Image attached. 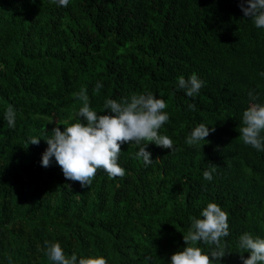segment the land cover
<instances>
[{
	"label": "trees",
	"instance_id": "trees-1",
	"mask_svg": "<svg viewBox=\"0 0 264 264\" xmlns=\"http://www.w3.org/2000/svg\"><path fill=\"white\" fill-rule=\"evenodd\" d=\"M240 2L0 0V264H52L45 241H59L67 254L103 255L108 264H169L212 201L229 214L224 264H243L249 253H240L239 237H264V152L239 135L249 93L264 102V28ZM194 72L206 83L189 97L177 78ZM85 88L98 112L108 97L162 96L170 121L160 132L175 150L149 143L154 160L145 166L138 146L125 143L126 174L100 169L88 187L55 162L42 166L54 126L48 120L63 129L82 106L74 93ZM201 122L215 131L202 148L188 145ZM33 135L39 144H27ZM210 166L213 180L203 176Z\"/></svg>",
	"mask_w": 264,
	"mask_h": 264
},
{
	"label": "clouds",
	"instance_id": "clouds-1",
	"mask_svg": "<svg viewBox=\"0 0 264 264\" xmlns=\"http://www.w3.org/2000/svg\"><path fill=\"white\" fill-rule=\"evenodd\" d=\"M58 6L67 7L70 0H53ZM239 7L244 16L251 18L257 28H264V0H241ZM260 75L264 76V72ZM205 81L195 72L185 78H177V89H183L189 97L196 96ZM104 87L102 81H97L95 90ZM82 101V106L69 120L64 121L63 129L54 119L51 135L45 140L47 148L41 155L40 163L48 167L57 163L63 175L72 181H79L81 187H88L97 171L103 169L107 174L116 178L124 176L126 169L119 163L122 145L134 143L138 146L135 155L142 159L145 166L152 164V154L148 144L175 150L171 137L161 134L160 129L170 121V115L164 111L168 107L166 100L151 91L133 93L130 97L115 99L108 97L103 104V112L92 107L87 89L74 93ZM252 103L242 113V123L239 135L246 145L264 152V102L257 95L249 93ZM192 110L196 105L189 104ZM9 127H14L16 111L9 106L6 111ZM45 130V128H44ZM215 131L213 127L203 122L195 125L186 143L191 146H202L205 138ZM40 136H30L27 144H39ZM215 166H210L203 172L207 180L214 179ZM228 212L212 201L201 210L198 217H193L191 226L183 240L186 246L170 255L169 264H224L226 251L221 247V238L230 233ZM197 242L216 245L209 251H204ZM46 253L52 264H108L103 255H79L76 252L67 254L59 241H45ZM240 253L248 252L247 257L241 256L243 264H264V237L254 236L245 232L239 237Z\"/></svg>",
	"mask_w": 264,
	"mask_h": 264
}]
</instances>
